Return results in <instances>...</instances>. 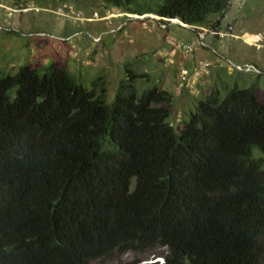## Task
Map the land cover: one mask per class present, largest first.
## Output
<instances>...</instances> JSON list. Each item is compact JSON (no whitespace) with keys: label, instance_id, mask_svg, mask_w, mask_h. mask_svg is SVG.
Here are the masks:
<instances>
[{"label":"trees","instance_id":"obj_1","mask_svg":"<svg viewBox=\"0 0 264 264\" xmlns=\"http://www.w3.org/2000/svg\"><path fill=\"white\" fill-rule=\"evenodd\" d=\"M102 1L216 31L231 4ZM128 73L108 104L105 77L88 90L66 67L0 71V264L126 254L135 256L128 264H264L257 87L215 86L176 129L174 94L157 86L139 94L146 75Z\"/></svg>","mask_w":264,"mask_h":264},{"label":"rangeland","instance_id":"obj_2","mask_svg":"<svg viewBox=\"0 0 264 264\" xmlns=\"http://www.w3.org/2000/svg\"><path fill=\"white\" fill-rule=\"evenodd\" d=\"M242 1L244 5L234 7L227 19L236 18V35L242 39L232 41V57L235 52L242 56L248 53L260 63L261 74L237 72L229 59L219 62L218 54L221 56L229 44L223 40L230 36L227 25L220 32L224 34L219 38L221 47L214 48L205 43L208 36L218 39L209 29L184 27L155 15L135 18L102 0H0V12L17 11L9 25L2 24L8 29L0 30V71L3 76H14L28 64L66 67L88 90L94 81L105 77L108 104L113 103L128 72L146 75L135 82L138 93L154 86L173 93L175 102L169 122L182 129V122L194 110V102L215 86L255 85L264 103V0ZM162 3L139 0L141 6ZM253 43L260 46L254 47ZM253 157L264 159L258 150ZM133 260V254H126L93 264H128Z\"/></svg>","mask_w":264,"mask_h":264},{"label":"crops","instance_id":"obj_3","mask_svg":"<svg viewBox=\"0 0 264 264\" xmlns=\"http://www.w3.org/2000/svg\"><path fill=\"white\" fill-rule=\"evenodd\" d=\"M244 5V2L242 0H231V4H230V9L228 11V13L226 14L225 18L223 19L222 21V27L220 28L221 30L224 29V26L227 25V26H232L233 28H235V33H233V35L231 36H228L227 38L223 39L224 40V43L226 42V40H228L229 44H227V50L225 52L222 53V55L220 56L218 54L219 57H217V59L219 60V62H222L223 59H229L230 61L233 62V64L238 67H242L241 65H243V61H245V66L246 65H251V66H254L255 68H257L261 74V70H260V63L257 61V60H254L252 58L249 57L248 53H246L245 55H239V53H234V56L232 57V54H233V49H232V46L231 44H233L232 41L234 42H238V41H241V37L239 35H236V26H235V22H236V18L234 19H231L229 21H227L228 17L230 16V12L231 10L235 7L237 8L239 6V8H241L242 6ZM17 10V9H16ZM17 14V13H16ZM16 14H13V16L15 17ZM236 14V13H235ZM235 16V15H234ZM10 20L9 19L8 21L4 20V23H10ZM10 27V26H9ZM189 27V26H187ZM6 28V30L8 29L7 27H4ZM210 31V30H209ZM218 39H214L213 37H210L208 36L205 40V43L207 46H211V47H214V48H220L221 47V44L219 45V43H221V39L219 40V38H223V36H219L217 37ZM216 40V41H215ZM245 43L247 44H251V42L249 41H246L245 40ZM255 43H253L254 45ZM216 45V46H215ZM246 45V44H245ZM255 46H260V45H254ZM207 51H210V50H207ZM211 52V51H210ZM205 53H209V52H205ZM242 60V61H241ZM223 64V63H222ZM222 64L220 66H222ZM214 66H216V64L214 63L213 64ZM233 65V66H234ZM234 66V67H235Z\"/></svg>","mask_w":264,"mask_h":264},{"label":"built area","instance_id":"obj_4","mask_svg":"<svg viewBox=\"0 0 264 264\" xmlns=\"http://www.w3.org/2000/svg\"><path fill=\"white\" fill-rule=\"evenodd\" d=\"M0 8H2V6H0ZM17 11L15 10H10L8 9V11H6L5 13H2L0 12V30H3L4 29V26L2 25L4 23V20L5 18L7 19H11L13 14H16ZM6 14V15H5ZM5 15V16H4ZM173 23V22H172ZM234 28L232 26H228V30L227 32L232 36V30ZM210 31H213V34L217 35L218 37L219 36H224V34H221V30L219 31H216V30H210ZM203 36V35H202ZM182 45V44H181ZM183 46V45H182ZM187 49H189V46H186ZM235 69L237 70V72H240V73H243V72H248V73H255V74H259L260 71L255 68L254 66H251V65H246L244 67H235Z\"/></svg>","mask_w":264,"mask_h":264},{"label":"water","instance_id":"obj_5","mask_svg":"<svg viewBox=\"0 0 264 264\" xmlns=\"http://www.w3.org/2000/svg\"><path fill=\"white\" fill-rule=\"evenodd\" d=\"M135 18H140V19H144L145 17H138V16H135ZM173 23H177V24H181L183 25L184 27H187V25H184L181 21L179 20H176V21H172Z\"/></svg>","mask_w":264,"mask_h":264},{"label":"clouds","instance_id":"obj_6","mask_svg":"<svg viewBox=\"0 0 264 264\" xmlns=\"http://www.w3.org/2000/svg\"><path fill=\"white\" fill-rule=\"evenodd\" d=\"M158 262L162 263L163 261H158Z\"/></svg>","mask_w":264,"mask_h":264}]
</instances>
